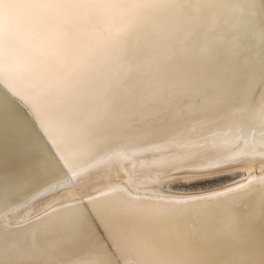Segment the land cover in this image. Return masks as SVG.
<instances>
[{"label":"snow or ice","instance_id":"6c2138e0","mask_svg":"<svg viewBox=\"0 0 264 264\" xmlns=\"http://www.w3.org/2000/svg\"><path fill=\"white\" fill-rule=\"evenodd\" d=\"M227 5L239 19L224 14ZM249 33L262 41L258 63L245 55ZM4 73L28 75L23 92L9 88L12 99L0 97V125L28 162L25 183L47 174L68 180L97 157L131 159L173 144L183 149L177 168L207 163L212 150L264 158V0H0ZM14 101L38 122L43 146ZM149 199L102 193L90 208L67 205L61 222L85 246L102 226L122 246L123 264H264V237L257 247L250 236L255 213L229 212L216 226L209 205ZM185 215L191 223L180 220ZM259 215L264 220V199ZM41 251L2 238L0 264H35ZM92 251L98 258L87 264H109L102 249ZM223 253L230 258L219 261Z\"/></svg>","mask_w":264,"mask_h":264},{"label":"bare ground","instance_id":"6f19581e","mask_svg":"<svg viewBox=\"0 0 264 264\" xmlns=\"http://www.w3.org/2000/svg\"><path fill=\"white\" fill-rule=\"evenodd\" d=\"M234 7L235 5H227L223 12L228 17L239 19L240 14L233 11ZM246 44L248 51L245 55L253 56L258 63L262 46L259 34L249 33ZM27 81V74L4 73L0 77V97L9 96V99H12L9 88L23 92ZM14 103L20 116L32 125L33 122L26 114L29 110L18 101ZM35 122L38 125L36 120ZM34 128L38 146H43L44 137L40 135V130L36 126ZM208 136L206 130L201 132L202 138ZM236 152L235 148L223 151L212 150L208 153L207 163L180 164L177 168L173 165L178 164L176 157L182 155L183 149L173 144L165 151L144 153L131 159L115 154L109 158L97 157L72 169L68 180L57 182V176L47 174L25 183L22 177L27 171V159L21 154L19 141L12 130L0 125V239L8 237L19 238L29 244L35 242L42 249L40 254L31 258L35 264H87L98 258L92 251L93 248L102 249L109 264H123L122 246H118L102 226L93 229L95 242L89 246L77 243L68 237L61 222L67 211L66 206L79 201L81 207L87 205L90 208L89 199L102 193L107 194L108 198L126 200L129 194L132 195L131 180H135L139 189L147 190L160 177L165 178L161 182L163 189L181 193L201 192L199 195L180 199L168 198V200L209 205L216 226L223 225L229 212L242 217L255 213L250 236L252 242L259 247L264 237V220L259 215L260 203L264 199V184L260 182L261 178H264V158L258 155H235ZM161 157L167 158L168 163L165 165L150 163ZM119 167L129 172L126 179L121 180L114 187L87 193L99 179L118 173ZM167 169H173L172 173L158 175L161 173L160 170ZM239 185H248V187L229 192V189H236ZM221 193L226 195L219 196L215 200L197 199L214 197ZM45 196H47L46 200L52 203L41 210L44 205L41 201ZM59 197L65 198L56 201ZM139 197L140 203L154 202L153 199H149L150 197ZM83 199L87 201L83 202ZM225 200H235V203L226 207L222 203ZM191 217L197 219L194 213ZM180 220L191 223L188 215L181 217ZM229 258L230 253H223L217 257L219 261Z\"/></svg>","mask_w":264,"mask_h":264},{"label":"rangeland","instance_id":"374dc122","mask_svg":"<svg viewBox=\"0 0 264 264\" xmlns=\"http://www.w3.org/2000/svg\"><path fill=\"white\" fill-rule=\"evenodd\" d=\"M172 171H173V169L160 170L161 173L166 172V174H170V173H172ZM128 176H129V172L127 173V171H125L123 168L119 167L118 173L111 174L110 176L99 179L98 181H96L97 183H94V187H92L91 190H89L90 188L87 189V191L89 190L87 193L99 192L103 189L114 187L121 180L126 179V177H128ZM162 179H165V178H162ZM162 179L160 177H158L156 182L154 181V184L151 185L150 188H148L147 190L139 189L137 187L135 180H131L130 181L131 193L133 196H147V197L155 196L157 198L163 197V198H167V199L168 198L180 199V198H185V197L192 196V195H199L201 193V192L181 193V192H174V191L163 189L161 187ZM59 198L56 199V201L64 200L65 197H63V198L59 197ZM46 199H47V196L42 198L41 202L45 206L43 205L41 210L47 208L52 203V202L50 203V201H47Z\"/></svg>","mask_w":264,"mask_h":264},{"label":"water","instance_id":"95a60500","mask_svg":"<svg viewBox=\"0 0 264 264\" xmlns=\"http://www.w3.org/2000/svg\"><path fill=\"white\" fill-rule=\"evenodd\" d=\"M16 103H17V101H16ZM26 114H27L28 118L30 119V121L34 123V124L32 123V126L33 127L36 126V128L39 130V127H38L37 123L35 122V120L33 119V117L30 115V113L27 112ZM34 130H36V129L34 128ZM83 200H84L83 202H86L87 201L86 199H83Z\"/></svg>","mask_w":264,"mask_h":264},{"label":"clouds","instance_id":"9594fccd","mask_svg":"<svg viewBox=\"0 0 264 264\" xmlns=\"http://www.w3.org/2000/svg\"><path fill=\"white\" fill-rule=\"evenodd\" d=\"M12 11L15 12V9H13Z\"/></svg>","mask_w":264,"mask_h":264}]
</instances>
